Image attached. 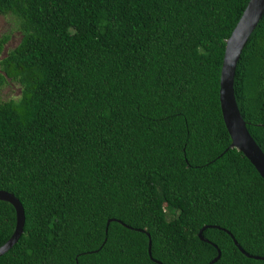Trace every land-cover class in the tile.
<instances>
[{
    "label": "trees",
    "instance_id": "1",
    "mask_svg": "<svg viewBox=\"0 0 264 264\" xmlns=\"http://www.w3.org/2000/svg\"><path fill=\"white\" fill-rule=\"evenodd\" d=\"M248 1L0 0L19 33L0 59V89L19 86L0 99V190L25 218L0 264H208L217 249L213 264H264L245 255L264 257V180L219 103ZM233 90L264 153V14ZM15 222L0 200V247Z\"/></svg>",
    "mask_w": 264,
    "mask_h": 264
},
{
    "label": "water",
    "instance_id": "2",
    "mask_svg": "<svg viewBox=\"0 0 264 264\" xmlns=\"http://www.w3.org/2000/svg\"><path fill=\"white\" fill-rule=\"evenodd\" d=\"M264 14V0H249L241 17L232 30L229 38L226 40L224 57L222 61L220 82H219V103L224 125L230 136V148L240 151L254 166L256 171L264 180V153L257 146L249 134L245 122L239 112L233 90L234 72L239 60L242 49L247 43L251 33L256 28L258 22ZM0 200L10 203L15 211V227L11 237L0 247V256L6 253L18 240L23 232L24 212L19 200L12 194L0 190ZM110 220L107 221V224ZM206 227H202L198 232L199 239L208 242L202 237V232ZM228 234L229 232L226 231ZM236 247L244 253L237 244L234 237L229 234ZM216 248V246L214 245ZM150 242H148V254L150 256ZM245 254V253H244ZM247 257L263 260L264 257ZM220 257V251L217 249V255L208 264H213ZM161 264V263H159Z\"/></svg>",
    "mask_w": 264,
    "mask_h": 264
},
{
    "label": "rangeland",
    "instance_id": "3",
    "mask_svg": "<svg viewBox=\"0 0 264 264\" xmlns=\"http://www.w3.org/2000/svg\"><path fill=\"white\" fill-rule=\"evenodd\" d=\"M4 34L10 36L9 41L5 44L0 59L6 56L9 50H12L18 44L19 33L16 30V24L14 17L9 15H0V37ZM19 94V86L15 83H10L0 89V99L6 100L12 97H17Z\"/></svg>",
    "mask_w": 264,
    "mask_h": 264
}]
</instances>
